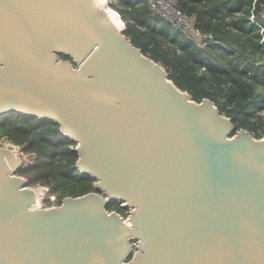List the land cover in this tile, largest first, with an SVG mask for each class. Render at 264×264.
Returning <instances> with one entry per match:
<instances>
[{"label":"water","instance_id":"1","mask_svg":"<svg viewBox=\"0 0 264 264\" xmlns=\"http://www.w3.org/2000/svg\"><path fill=\"white\" fill-rule=\"evenodd\" d=\"M12 112L59 125L95 191L36 207L0 146V264H264V138L180 89L96 0H0Z\"/></svg>","mask_w":264,"mask_h":264},{"label":"trees","instance_id":"2","mask_svg":"<svg viewBox=\"0 0 264 264\" xmlns=\"http://www.w3.org/2000/svg\"><path fill=\"white\" fill-rule=\"evenodd\" d=\"M120 1L126 9L119 11L128 20L124 33L145 55L164 65L180 89L198 103L213 101L232 118L237 130L264 137L260 115L264 111V45L260 30L250 20L253 12L260 17L264 0H178L180 10L196 19L204 35L217 36L205 49L155 16L147 0ZM4 141L35 154L34 163L17 172L28 179L29 186H49L59 205L67 197L95 191V179L76 167V143L53 121L16 112L3 115L0 145ZM108 210L127 215L118 202L109 204Z\"/></svg>","mask_w":264,"mask_h":264},{"label":"built area","instance_id":"3","mask_svg":"<svg viewBox=\"0 0 264 264\" xmlns=\"http://www.w3.org/2000/svg\"><path fill=\"white\" fill-rule=\"evenodd\" d=\"M147 1L151 12L155 16L160 17L172 23L177 29L181 30L200 49H205L209 44L213 42L215 36L204 35L197 28L196 19L192 16L186 15L180 10L178 6V0H147ZM250 20L260 30V33L262 35L261 43L264 45V10L261 12L259 18L253 12L250 17ZM260 115L264 117V111H262ZM9 146L16 154V149H15L16 146L11 143H9ZM52 199L56 200V197L54 196L52 197ZM122 206H124V204H122ZM51 207H56V206H51ZM126 216L123 217L125 218Z\"/></svg>","mask_w":264,"mask_h":264},{"label":"rangeland","instance_id":"4","mask_svg":"<svg viewBox=\"0 0 264 264\" xmlns=\"http://www.w3.org/2000/svg\"><path fill=\"white\" fill-rule=\"evenodd\" d=\"M107 1L108 2L106 4H102L103 7L107 9V12L114 18V20L119 25H120V23H122L120 28H122L124 30V28L126 27V25L128 23V20H126L123 17V14L119 11V9H122V10L126 9L125 5L120 0H107ZM118 13H119V15H118ZM119 16H120V18L122 19L123 22L120 20ZM147 56H149V55H147ZM163 67H164V65H163ZM164 68L167 70L166 67H164ZM169 74H170V72H169ZM251 134L255 137V135L253 133H251ZM9 143L10 142H5L4 141L0 146L9 147L10 148ZM15 146H16L15 147L16 156H17V159L19 160V163L21 161V166L22 167H27V166H30L32 163H34V160H35V157H36L35 154L25 152L23 147H21L19 145H15ZM15 175L27 179L25 176H22L17 171H15ZM30 186L31 187H41L45 191H48L46 196L44 197V199L42 201V204H43V206L45 208H50L51 206H56V207L60 206L59 203L57 202V200H53L52 199V197L56 196V194L52 192V189L49 186H43L41 184H36L35 186L30 185ZM110 212H112V211H110ZM129 216H130L129 212H127V216L125 217L126 220H128Z\"/></svg>","mask_w":264,"mask_h":264},{"label":"bare ground","instance_id":"5","mask_svg":"<svg viewBox=\"0 0 264 264\" xmlns=\"http://www.w3.org/2000/svg\"><path fill=\"white\" fill-rule=\"evenodd\" d=\"M108 1L107 0H97V3H98V5L101 7V8H103L106 12H107V9L106 8H104L103 7V5L102 4H106ZM108 13V12H107ZM109 14V13H108ZM110 15V14H109ZM110 17L112 18V20L119 26V27H121V24L122 23H120V25L114 20V18L110 15ZM16 155V154H15ZM38 188H41V187H38ZM42 189V197L37 201V204H36V207H38L39 205H42V201H43V199H44V197L46 196V194H47V192L48 191H45L43 188H41Z\"/></svg>","mask_w":264,"mask_h":264},{"label":"flooded vegetation","instance_id":"6","mask_svg":"<svg viewBox=\"0 0 264 264\" xmlns=\"http://www.w3.org/2000/svg\"><path fill=\"white\" fill-rule=\"evenodd\" d=\"M124 208H126V209H127L126 213H127V212H129V208H127V207H124Z\"/></svg>","mask_w":264,"mask_h":264}]
</instances>
